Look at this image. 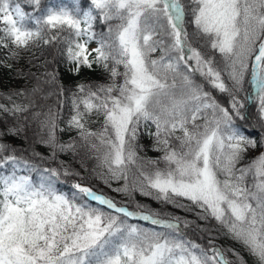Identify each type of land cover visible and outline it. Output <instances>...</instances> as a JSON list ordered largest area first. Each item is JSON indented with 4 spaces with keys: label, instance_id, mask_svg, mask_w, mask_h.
Here are the masks:
<instances>
[{
    "label": "snow or ice",
    "instance_id": "snow-or-ice-1",
    "mask_svg": "<svg viewBox=\"0 0 264 264\" xmlns=\"http://www.w3.org/2000/svg\"><path fill=\"white\" fill-rule=\"evenodd\" d=\"M25 3L31 11L18 0H0V48L8 59L43 45L62 51L73 74L96 65L109 75L108 83L78 84L70 98L67 130H75L95 157L93 171L109 186L123 181L115 192H138L193 213L204 222L197 227L207 240L198 243L183 231L181 224L186 229L193 220L142 204L129 210L78 182L65 195L56 187L61 174L78 172L63 165L41 171L0 143V264H248L242 252L252 264H264V151L237 166L249 149L264 148V0H189L187 8L182 0ZM97 20L106 32L94 30ZM92 42L97 46L90 50ZM46 75L47 82H56L55 72ZM204 82L226 94L230 107ZM241 92L257 104L259 141L236 126L237 119L247 120ZM28 110L0 104V111L12 115ZM55 115L50 110L41 122L48 134L40 143L51 149L50 159L77 148L76 140L59 142ZM95 121L100 126L93 130L88 125ZM152 126L153 148L163 153L157 160L137 150L141 129ZM17 131L8 129L11 135ZM21 166L38 172L39 182L18 175ZM220 236L240 250L218 244Z\"/></svg>",
    "mask_w": 264,
    "mask_h": 264
},
{
    "label": "trees",
    "instance_id": "trees-1",
    "mask_svg": "<svg viewBox=\"0 0 264 264\" xmlns=\"http://www.w3.org/2000/svg\"><path fill=\"white\" fill-rule=\"evenodd\" d=\"M22 8L25 11H31L30 5L25 3V0H18ZM43 3H60L61 0H42ZM65 4L71 6L72 0H63ZM186 5L189 4V0H182ZM191 19L190 11L186 14V20ZM109 23H116L112 21ZM33 26V25H29ZM186 29L190 32L193 31V26L186 23ZM94 30L97 32L107 31V26L101 24L98 20L94 23ZM93 43V42H92ZM91 43V44H92ZM89 45V47L91 46ZM194 46H198L195 45ZM7 50L0 48V60H4V64H0V104L11 107L12 103L29 105L28 112L18 113L12 115L0 111V143L7 144L11 149L15 150V154L23 156L30 162L40 165V170L43 168H57L63 167L69 168L74 172H78L79 176H63L61 174L60 180L56 187L59 191L65 195L71 196L72 192L75 191L71 188L73 182L81 183L83 186L90 187L93 191L103 194L111 199H114L118 203L127 206L129 210L136 211V205H146L148 208L163 213H173L178 216H182L185 219L193 220L195 223L190 225L188 228H184L181 224L183 231L188 233L192 239L198 243H206L207 236L205 233L199 231L200 227H204L203 221L196 220L193 213H185L180 209L174 208L172 205L163 204L152 198L141 196L138 192L133 193L131 197L123 193L113 191L114 188L121 187L123 181H111V186L106 184L103 179L93 170L96 169L97 161L95 157L88 151L82 143L79 142V138L75 130H67V121L70 119L72 113L71 96L76 92V86L78 84H92L99 85L109 82V75L103 70L102 67L93 65L92 69L82 68L79 74H73L70 70L72 65L67 61L66 55L54 47L32 46L28 51L23 52L22 56L18 60H10L6 55ZM159 56V52L154 53L153 57ZM251 64V62H250ZM8 65H11L9 67ZM123 71L122 66L119 69ZM55 72L57 79L55 83H49L47 80V73ZM251 68L246 75V81L250 79ZM227 79V77H224ZM197 81L202 82L203 78L197 76ZM205 83V90L211 91L212 94L225 106L230 107L227 103L228 96L220 93L215 89L211 88V85ZM64 89V94H60V90ZM245 88L250 90V85L245 84ZM33 89L38 91L33 92ZM17 92H22L24 95H15ZM11 96V100L8 97ZM245 93L239 94V99L245 103V108L241 111L246 115V121L236 120V126L243 127L240 130L245 135H250L257 141L260 139V121L259 114L257 111V104H249L244 99ZM51 110L55 115L57 124L56 135L60 143H69L73 140L77 141L76 152H63L57 153L55 159H50L51 149L40 143L41 139H46L48 129L42 127L41 122L46 120L47 114ZM34 113H39V117L33 116ZM93 120L95 118L93 117ZM93 130H96L100 126V121H95L88 125ZM18 129L16 135L8 133V129ZM60 129H65L60 131ZM149 131H155V127L152 126L148 130L141 129V134L138 138V155L144 159L157 160L162 156V152L155 151L153 148V138L149 136ZM264 151V148L249 149L244 155V159L237 166L240 167L250 162L251 159L255 158ZM33 152L40 154L43 160L39 158H33ZM163 167V164L159 165ZM10 170V166H9ZM18 175L28 176L34 183L39 182V174L35 171H29L23 168L18 170ZM95 205V201H91ZM161 218L167 219V216L162 215ZM130 224H138L141 227L154 229L155 226L148 222L140 220H129ZM214 223V222H213ZM159 230V229H156ZM217 243L225 248H236L240 250V245L234 241L220 236ZM245 258L248 260V264H252V258L247 255L246 252H242ZM229 258L231 254L229 253Z\"/></svg>",
    "mask_w": 264,
    "mask_h": 264
},
{
    "label": "rangeland",
    "instance_id": "rangeland-1",
    "mask_svg": "<svg viewBox=\"0 0 264 264\" xmlns=\"http://www.w3.org/2000/svg\"><path fill=\"white\" fill-rule=\"evenodd\" d=\"M97 45L95 44V42H93L92 44H91V46L89 47V49L91 50L92 48H94V47H96Z\"/></svg>",
    "mask_w": 264,
    "mask_h": 264
}]
</instances>
